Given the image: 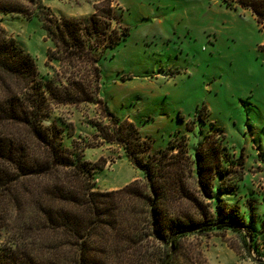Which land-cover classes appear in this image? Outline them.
Instances as JSON below:
<instances>
[{
    "label": "rangeland",
    "instance_id": "374dc122",
    "mask_svg": "<svg viewBox=\"0 0 264 264\" xmlns=\"http://www.w3.org/2000/svg\"><path fill=\"white\" fill-rule=\"evenodd\" d=\"M40 1L56 18L82 24L98 9L97 19L109 26L98 38V55L108 39L128 30L99 59L98 80L90 57L71 64L47 61L53 46L37 16H0L39 76L53 79L58 93L78 95L73 104L47 97L45 126L56 125L62 147L94 169L95 190L115 191L143 179L117 142L106 106L112 117L131 122L151 151L173 144L193 161L204 146L221 172V180L214 178L216 189L225 192L217 195L220 208L231 209L254 237L234 227L190 242L200 244L207 264H264V35L250 11L227 9L220 0ZM107 5L116 22L99 18ZM234 181L232 191L224 190ZM210 205L213 210L215 201ZM6 239L0 231L1 247Z\"/></svg>",
    "mask_w": 264,
    "mask_h": 264
},
{
    "label": "trees",
    "instance_id": "16d2710c",
    "mask_svg": "<svg viewBox=\"0 0 264 264\" xmlns=\"http://www.w3.org/2000/svg\"><path fill=\"white\" fill-rule=\"evenodd\" d=\"M220 1L227 9L250 11L264 35V0ZM98 12L95 8L82 24L56 18L40 0H0V16L40 19L53 46L48 62L90 57L100 80L99 59L128 30L108 39L98 55V38L109 27L101 25ZM99 18L117 21L110 5ZM54 83L39 76L34 59L0 24V231L7 235L0 264H164L171 251L167 264H207L200 244L191 239L238 227L253 241L248 226L231 209L220 208L217 195L225 192L216 189L214 178L221 180V172L204 146L199 148L205 153L194 151L193 161L173 144L151 151L134 125L112 117L106 106L117 142L143 179L115 191L95 190L94 169L74 149L62 147L56 125L45 126L47 97L60 104L78 99L65 90L58 93ZM235 186L236 181L228 183L224 190Z\"/></svg>",
    "mask_w": 264,
    "mask_h": 264
},
{
    "label": "water",
    "instance_id": "95a60500",
    "mask_svg": "<svg viewBox=\"0 0 264 264\" xmlns=\"http://www.w3.org/2000/svg\"><path fill=\"white\" fill-rule=\"evenodd\" d=\"M171 247H172V241H171ZM171 256H172V251H171V253L169 254V256H168V258L166 259V261H165L164 264H167V263H168V261H169V259L171 258Z\"/></svg>",
    "mask_w": 264,
    "mask_h": 264
}]
</instances>
